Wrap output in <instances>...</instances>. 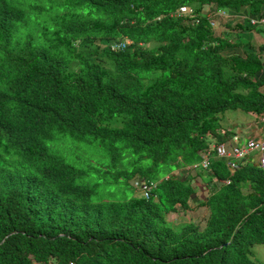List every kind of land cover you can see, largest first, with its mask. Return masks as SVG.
<instances>
[{
  "label": "trees",
  "instance_id": "16d2710c",
  "mask_svg": "<svg viewBox=\"0 0 264 264\" xmlns=\"http://www.w3.org/2000/svg\"><path fill=\"white\" fill-rule=\"evenodd\" d=\"M218 9L244 16L230 27L245 40L264 0H0V264H258L257 166L230 174L212 157L208 175L198 169L211 189L202 225L166 220L189 208L195 170L148 200L106 190L114 200L92 201L98 153L110 170L134 157L115 184L135 173L154 181L192 168L207 139H229L219 114H264V44L213 30L206 15ZM123 39L125 50L110 49Z\"/></svg>",
  "mask_w": 264,
  "mask_h": 264
},
{
  "label": "clouds",
  "instance_id": "9594fccd",
  "mask_svg": "<svg viewBox=\"0 0 264 264\" xmlns=\"http://www.w3.org/2000/svg\"><path fill=\"white\" fill-rule=\"evenodd\" d=\"M212 10H215L212 7ZM180 14H184L185 16H192V8L189 7H180L177 10ZM204 11H210V7H205ZM176 13H171L169 16L170 17H174L176 16ZM208 17V23L211 26V28L213 30H215L214 28L217 27L218 28V23H215V20H218L220 22H225L226 25H228L227 27L231 29L230 26H236L237 24L243 25L244 24V16L241 17H236V16H231L228 15L225 11L223 10H216V12L214 13H210L206 15ZM248 23L250 24V26H253V28H257L256 30H252L248 37H244L245 40H243V38H238V40H242L240 41L241 44H244L247 40L252 41V44L254 45L253 47L258 50V48L264 44V31H260L258 29H263L264 30V16H261L259 18H248ZM233 30H238L239 29H231V31ZM224 33V32H222ZM221 33V35H222ZM231 33V32H230ZM227 34V33H226ZM230 35V34H229ZM237 35V34H236ZM236 40V42L238 41ZM232 42V41H231ZM236 42H232V43H236ZM239 42V41H238ZM110 49H123L125 50L127 45H130V42L123 39V40H116V41H111L110 43ZM231 110V109H229ZM228 111V110H226ZM232 111H239V110H232ZM225 112V111H224ZM223 112V113H224ZM219 114L217 117L219 119V127L220 129L218 130V133L221 135H225L226 133H228L229 135V139L223 143H218V141L212 137L209 138V140L207 139V148L203 151V153L201 154V158L200 161L196 164H194L192 166V168H184V169H178L175 170L174 172L168 174V175H164L160 178H158L157 180H148L145 178V176H143L140 173H135L132 175V177H128L125 178L124 176H120V181L119 183L121 184V186H125V187H129L133 193L134 196L130 197V198H143V199H150V197L152 196V192L155 191L157 189V186L159 183H161L163 180H168L170 178V175H177V178L181 179L179 177V175L181 173L186 174V171H194L193 175H196V172L199 171L198 169L201 168L203 170H206L205 172H207V175L209 172V168H210V163H211V159L212 157H216V158H221L224 160L225 165L228 168V171H230V174L235 173L237 170H239V166L245 165L247 163L251 164L252 166H257L259 168H261L262 170H264V114H256V113H247V114H251L254 118V121L251 123H248L247 125H245L244 129L238 128L236 131L230 130V129H225L223 127H221L220 125V116L223 114ZM248 119L245 118L242 120V122H247ZM113 126V125H112ZM114 128H116V126H113ZM108 151L106 152H102V153H98L97 157L102 156L104 159L103 160H96L93 163H96V171L95 172L97 175L100 174H107V175H115L116 171L120 170V161H124V165H128V162L131 159H134L133 156L128 157L126 154H123L122 157H118V161L117 164L115 166V168L113 170H110V168L108 167L107 163H108V158H107V154ZM204 172V173H205ZM111 173V174H110ZM147 173V172H146ZM106 175V176H107ZM199 180V183H202V180ZM192 184V189H193V193L190 195L189 198V208L186 210L187 213H193L194 211V207L191 206V201H194L195 204L198 207H201L204 209L205 211V216L204 218H201L202 221H204L207 217H208V211L204 206H200V203L203 202V200L207 197L208 192L211 190L207 188L208 192L207 194H205V196L203 198L198 197L196 198L195 194L198 191V187L195 184V181L193 179L189 180ZM214 180L212 181L213 184ZM222 183V182H221ZM224 185L229 184L228 180H225L223 182ZM96 192V191H95ZM243 193H248L247 189L243 190ZM94 195H97L96 199H93ZM115 199V198H114ZM113 198L108 197V195L106 193H92V201L94 203H106V201L108 200H114ZM125 199V198H124ZM155 199V197H154ZM117 200H123V199H117ZM174 214V213H172ZM171 215V214H169ZM169 215L166 216V220L170 223H173V221H169ZM255 246V245H254ZM264 247V246H263ZM253 248V246H252ZM251 248L252 251V259L255 260L257 263H259L260 261L257 260V258H255L254 254H253V250Z\"/></svg>",
  "mask_w": 264,
  "mask_h": 264
},
{
  "label": "rangeland",
  "instance_id": "374dc122",
  "mask_svg": "<svg viewBox=\"0 0 264 264\" xmlns=\"http://www.w3.org/2000/svg\"><path fill=\"white\" fill-rule=\"evenodd\" d=\"M215 23H218V28L215 27V31L219 32L220 34L222 32V35L224 36L226 33H229V36H226L230 39L232 42H236L237 37H238V30H233L231 31L230 28H228L225 22H220L218 20H215ZM231 32V33H230ZM237 34V35H236ZM247 118V122H242L243 119ZM119 119V118H116ZM254 121V118L251 114L244 113L242 111H232L228 110L225 111L221 116H220V125L221 127L225 129H230L233 131H236L238 128H243L245 125L248 123H251ZM113 126L117 124V121H112L110 122ZM104 158L102 156H99L95 158V160H103ZM91 175L93 177H96L100 179V183L102 185H99L96 187V192L95 193H104L106 190H109L111 192L110 196L115 198V199H124V198H130L134 196L133 191L129 187L121 186L120 184H115L113 180L111 179V176L107 175L105 178H100L95 172H92ZM179 177H185V174H180ZM193 180L195 181L196 186L198 187V191L196 192L195 196L196 198L201 197L203 198L205 194H207L208 190L207 187L203 186L202 184L199 183L198 177L196 175L192 176ZM88 182H95L92 179L87 178ZM97 195H94L93 199H96ZM195 204L194 201H191V206L194 207L193 213H187V212H179V213H174L169 215L168 219L169 221H173V223H178L180 220H186L190 217L193 219L195 223H198L202 225L203 221L201 218H204L205 216V211L203 208L198 207ZM253 254L257 260L260 262L258 264H264V247L262 245H255L252 248Z\"/></svg>",
  "mask_w": 264,
  "mask_h": 264
}]
</instances>
